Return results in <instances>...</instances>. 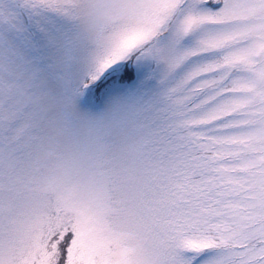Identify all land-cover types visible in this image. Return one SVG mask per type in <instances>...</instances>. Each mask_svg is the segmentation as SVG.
Returning a JSON list of instances; mask_svg holds the SVG:
<instances>
[{"label":"snow or ice","instance_id":"1","mask_svg":"<svg viewBox=\"0 0 264 264\" xmlns=\"http://www.w3.org/2000/svg\"><path fill=\"white\" fill-rule=\"evenodd\" d=\"M0 264H264V0H0Z\"/></svg>","mask_w":264,"mask_h":264}]
</instances>
